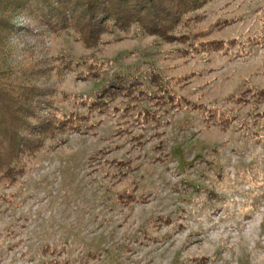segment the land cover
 <instances>
[{
    "label": "rangeland",
    "instance_id": "374dc122",
    "mask_svg": "<svg viewBox=\"0 0 264 264\" xmlns=\"http://www.w3.org/2000/svg\"><path fill=\"white\" fill-rule=\"evenodd\" d=\"M111 29L0 10V87L77 114L0 179V264H264V0Z\"/></svg>",
    "mask_w": 264,
    "mask_h": 264
},
{
    "label": "trees",
    "instance_id": "16d2710c",
    "mask_svg": "<svg viewBox=\"0 0 264 264\" xmlns=\"http://www.w3.org/2000/svg\"><path fill=\"white\" fill-rule=\"evenodd\" d=\"M208 0H0V10H27L54 30L78 27L83 34L98 36L115 28L137 24L150 34H162L171 23L181 20L184 12L196 9ZM9 30L11 24H4ZM78 30V29H77ZM153 78L157 77L153 75ZM153 79V80H154ZM111 81L105 86L96 108L106 96L136 91L139 80ZM121 82V83H120ZM159 85V83H158ZM250 91V90H249ZM141 93H146L140 90ZM264 99V89L250 91ZM47 93L37 87H0V179L13 183L25 172L24 159L33 157L47 136L73 128L77 114L59 115L48 101ZM169 100L171 93L166 92ZM164 98V97H163Z\"/></svg>",
    "mask_w": 264,
    "mask_h": 264
}]
</instances>
